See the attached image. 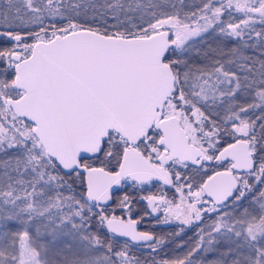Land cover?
Instances as JSON below:
<instances>
[{"label":"snow or ice","instance_id":"6c2138e0","mask_svg":"<svg viewBox=\"0 0 264 264\" xmlns=\"http://www.w3.org/2000/svg\"><path fill=\"white\" fill-rule=\"evenodd\" d=\"M0 264H264V0H0Z\"/></svg>","mask_w":264,"mask_h":264},{"label":"flooded vegetation","instance_id":"af4514ba","mask_svg":"<svg viewBox=\"0 0 264 264\" xmlns=\"http://www.w3.org/2000/svg\"><path fill=\"white\" fill-rule=\"evenodd\" d=\"M139 207L141 208V210H143V205H140ZM140 227H141L142 229H148V228H152L153 225L150 224V223H143ZM158 228H161V227H157V228H155V231H158V230H157Z\"/></svg>","mask_w":264,"mask_h":264},{"label":"rangeland","instance_id":"374dc122","mask_svg":"<svg viewBox=\"0 0 264 264\" xmlns=\"http://www.w3.org/2000/svg\"><path fill=\"white\" fill-rule=\"evenodd\" d=\"M163 229H164V230H170V228H169L168 226H163ZM157 230H158L157 232H160L162 229H161V228H158ZM189 233H190V237H191V236H192V233H191V232H189ZM188 238H189V237L186 238V236L183 237V239H184L185 241H188V240H189Z\"/></svg>","mask_w":264,"mask_h":264},{"label":"trees","instance_id":"16d2710c","mask_svg":"<svg viewBox=\"0 0 264 264\" xmlns=\"http://www.w3.org/2000/svg\"><path fill=\"white\" fill-rule=\"evenodd\" d=\"M185 236H186V238H187V237H190V233H188V234L185 235ZM188 239H189V238H188ZM167 254H168V255H174L175 253H174V251H173V248H169ZM209 258H212V257L210 256Z\"/></svg>","mask_w":264,"mask_h":264}]
</instances>
